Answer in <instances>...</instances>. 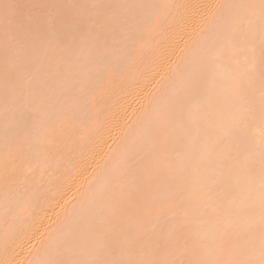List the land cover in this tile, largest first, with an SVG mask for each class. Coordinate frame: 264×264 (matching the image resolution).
Wrapping results in <instances>:
<instances>
[{
	"label": "bare ground",
	"instance_id": "1",
	"mask_svg": "<svg viewBox=\"0 0 264 264\" xmlns=\"http://www.w3.org/2000/svg\"><path fill=\"white\" fill-rule=\"evenodd\" d=\"M11 8L0 264H261L264 0Z\"/></svg>",
	"mask_w": 264,
	"mask_h": 264
},
{
	"label": "snow or ice",
	"instance_id": "2",
	"mask_svg": "<svg viewBox=\"0 0 264 264\" xmlns=\"http://www.w3.org/2000/svg\"><path fill=\"white\" fill-rule=\"evenodd\" d=\"M11 2L12 0H0V21L7 19L11 15ZM29 19L30 18L17 19L15 26L11 28L13 36H11L10 39L14 40L17 35L23 33L26 24L29 22ZM215 264H220V262H215ZM261 264H264V260L261 261Z\"/></svg>",
	"mask_w": 264,
	"mask_h": 264
}]
</instances>
